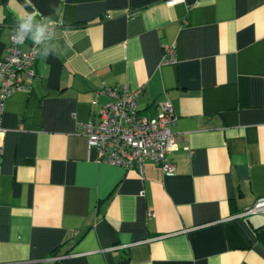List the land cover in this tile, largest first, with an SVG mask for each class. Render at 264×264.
Segmentation results:
<instances>
[{"label":"crops","instance_id":"1","mask_svg":"<svg viewBox=\"0 0 264 264\" xmlns=\"http://www.w3.org/2000/svg\"><path fill=\"white\" fill-rule=\"evenodd\" d=\"M50 4L72 46L4 102L0 264H264V215H239L264 196V0H0V55ZM122 85L141 115L172 104L173 174L99 162L78 133Z\"/></svg>","mask_w":264,"mask_h":264},{"label":"built area","instance_id":"2","mask_svg":"<svg viewBox=\"0 0 264 264\" xmlns=\"http://www.w3.org/2000/svg\"><path fill=\"white\" fill-rule=\"evenodd\" d=\"M181 2L185 0H165L168 6ZM31 49L32 44L24 50L11 39L4 53L0 55V115L6 98L15 91L24 89L27 82L32 81L35 76L36 56ZM164 58H175L174 45L166 47ZM139 91L129 90L126 85L103 87L99 94H106L111 100L99 105L95 120L78 124L77 131L86 138L87 145L96 150L99 162L123 167L133 166L142 174L144 161L149 158L165 174H173L175 165L169 154L176 147L175 135L171 130L176 121L174 108L169 101H161L154 116L141 115L136 103ZM91 103L98 105L96 99ZM3 132L0 127V136ZM1 151L0 139V153ZM250 214L264 215V196L257 198L239 215ZM63 257L65 255L53 258Z\"/></svg>","mask_w":264,"mask_h":264},{"label":"clouds","instance_id":"3","mask_svg":"<svg viewBox=\"0 0 264 264\" xmlns=\"http://www.w3.org/2000/svg\"><path fill=\"white\" fill-rule=\"evenodd\" d=\"M51 13L47 16L39 13L24 12L18 14L16 25L11 36L17 45L31 42L32 53L41 58L56 56L71 48L72 42L68 30L59 31L62 21L58 22L54 16H61V9L56 4H50ZM63 39V46L60 41Z\"/></svg>","mask_w":264,"mask_h":264},{"label":"trees","instance_id":"4","mask_svg":"<svg viewBox=\"0 0 264 264\" xmlns=\"http://www.w3.org/2000/svg\"><path fill=\"white\" fill-rule=\"evenodd\" d=\"M258 235H260V233H258ZM259 238H261L264 241V235L263 234L261 236H259Z\"/></svg>","mask_w":264,"mask_h":264}]
</instances>
